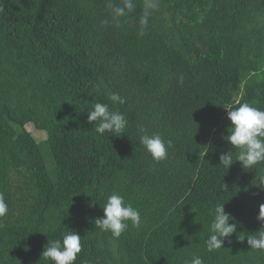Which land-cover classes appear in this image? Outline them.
I'll return each mask as SVG.
<instances>
[{
	"label": "trees",
	"instance_id": "obj_1",
	"mask_svg": "<svg viewBox=\"0 0 264 264\" xmlns=\"http://www.w3.org/2000/svg\"><path fill=\"white\" fill-rule=\"evenodd\" d=\"M107 3L0 0V264H53L48 240L71 230L75 264H264L247 242L264 232V162L244 169L225 139L227 110H264V0H159L142 37L144 0L120 26ZM98 102L124 133L88 123ZM141 126L171 142L166 159ZM114 192L141 214L119 238L96 226ZM221 203L237 228L208 251Z\"/></svg>",
	"mask_w": 264,
	"mask_h": 264
},
{
	"label": "clouds",
	"instance_id": "obj_2",
	"mask_svg": "<svg viewBox=\"0 0 264 264\" xmlns=\"http://www.w3.org/2000/svg\"><path fill=\"white\" fill-rule=\"evenodd\" d=\"M107 7L111 10L112 22L120 26L131 14L136 12V0H108ZM159 7V0H144L142 11L139 15V36L145 35L149 26V19L152 12ZM102 23L107 24L105 20ZM183 82V77H180ZM111 101L118 104L126 103L124 97L112 93ZM227 119L230 126L227 129V142L234 150H237L236 160L244 169H252L255 165L264 162V110L252 106L248 102L239 103L238 107L227 110ZM87 121L92 124L98 122L96 132L104 134L124 133L127 127L125 116L119 111H112L105 103H95L92 110L87 112ZM140 143L151 155L152 159L159 162L167 158L170 141H165L160 133L149 134L143 126L140 127ZM233 151L220 154V164L227 168L233 164ZM103 217L96 219V226L103 231L111 232L112 236L119 238L129 227V221L133 227H139L141 223L140 211L133 207L130 202L125 201L123 195L114 192L107 197L104 205ZM8 205L3 194H0V216L6 215ZM231 215L225 211L223 203L214 208V215L211 221V235L207 238L208 251H214L223 247L225 240L236 231L235 222L230 223ZM258 219L264 221V204L260 205ZM233 220V219H232ZM250 247L264 249V232L259 235L247 237ZM82 250L81 236L76 231H68L63 234L62 240H48L42 256L53 264H75L78 254ZM190 264H204L203 259L194 255Z\"/></svg>",
	"mask_w": 264,
	"mask_h": 264
},
{
	"label": "rangeland",
	"instance_id": "obj_3",
	"mask_svg": "<svg viewBox=\"0 0 264 264\" xmlns=\"http://www.w3.org/2000/svg\"><path fill=\"white\" fill-rule=\"evenodd\" d=\"M32 130H33V132H34L36 129L32 128Z\"/></svg>",
	"mask_w": 264,
	"mask_h": 264
}]
</instances>
